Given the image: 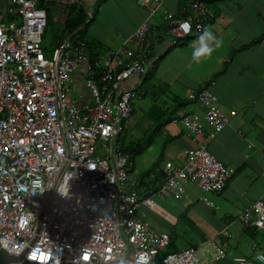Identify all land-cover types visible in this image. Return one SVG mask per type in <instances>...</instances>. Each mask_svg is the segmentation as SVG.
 <instances>
[{"label":"built area","instance_id":"2783aa9c","mask_svg":"<svg viewBox=\"0 0 264 264\" xmlns=\"http://www.w3.org/2000/svg\"><path fill=\"white\" fill-rule=\"evenodd\" d=\"M81 2L0 0V247L24 253L37 264H153L170 237L136 216L139 206H155L150 197L137 194L134 180L128 178L130 157L118 139L122 125L133 116L136 95L122 84L131 76L143 77L159 52H151V26L143 21L132 34L133 57L110 52L103 62H90L84 42L65 38L46 58L42 38L47 8L57 4L67 12ZM163 18L168 21L163 35L168 46L199 33L206 21L198 0L189 3L185 18L170 13ZM83 62L90 100L77 106L66 98V83ZM190 97L204 116L185 115L181 125L191 135L208 127V138H215L229 117L209 89ZM183 155L180 165L164 163L157 195L180 199L187 184L201 193L219 194L234 174L204 143L184 149ZM35 180L43 181L45 191L32 195L39 190L33 188ZM57 189H69L68 195ZM238 220L244 229L264 233V198L244 208ZM207 244L214 249L211 260L225 255L213 241ZM253 259L264 264L260 251ZM233 260L250 264L241 256ZM198 262L197 248L185 247L161 264Z\"/></svg>","mask_w":264,"mask_h":264},{"label":"crops","instance_id":"0c3cea01","mask_svg":"<svg viewBox=\"0 0 264 264\" xmlns=\"http://www.w3.org/2000/svg\"><path fill=\"white\" fill-rule=\"evenodd\" d=\"M191 1L82 0L83 6L71 18L70 11L64 12L60 5L52 4L49 8L66 32L57 39L54 49L65 38L82 41L73 39L72 34L79 31L87 17V23L94 21L98 30L91 33L90 42L82 41L88 45L86 60L103 62L110 52L133 57L136 45L132 34L143 21L149 23L147 39L155 42L151 52H159L157 59L143 77L131 76L122 87L135 92L146 93L149 89L151 93L158 90L161 94H169L165 97L164 109H149L155 121H162L158 127L167 137L158 171L164 172L167 161L180 165L184 149L197 143L206 144L213 157L235 171L219 194L201 193L195 186L199 191L196 192L194 185L187 184L186 196L176 198L180 205L172 206L154 191L155 174L151 169L154 162L147 170L152 171L150 179H145V175L142 181V177L130 178L134 180L137 194L150 197L155 206H139L136 216L148 225L147 218L152 219L155 225L149 226L156 232L188 238L197 235L199 238L194 241L200 250L210 248L207 243L213 241L225 251V255L216 260H207L201 253L198 264H238L233 260L238 256L247 258L250 264H262L253 259V254L260 251L264 255V233L244 229L238 215L264 198V0H198L206 17L202 31L211 27L223 37L224 44L210 59L189 67L193 42L202 31L175 46H168L163 38L168 21L163 17L170 13L174 18H185ZM77 20L81 22L77 27L69 25ZM150 56L148 52L147 57ZM84 79L83 62L66 83V98L77 106L90 100ZM203 89L213 93L215 104L229 117L227 125L213 139L207 136L208 127L200 134L191 135L180 123L185 115L202 119L204 110L190 95L196 96ZM163 180L164 177L156 185L160 186ZM153 197H158V201L154 202ZM157 203L164 205V209ZM165 215H169V219H165ZM202 258L204 260H200Z\"/></svg>","mask_w":264,"mask_h":264},{"label":"rangeland","instance_id":"374dc122","mask_svg":"<svg viewBox=\"0 0 264 264\" xmlns=\"http://www.w3.org/2000/svg\"><path fill=\"white\" fill-rule=\"evenodd\" d=\"M113 1V0H111ZM104 4V3H103ZM80 6L83 4H77L70 11V18L73 17V14L77 13ZM207 6V5H206ZM212 7V6H211ZM92 10V9H90ZM94 11V10H93ZM88 22L87 17L84 19L83 24L85 25ZM82 26L79 31L74 32L72 34L73 39H78L88 42L91 41L92 35L91 33L94 30H98L96 23L92 21L91 23H87L85 26ZM63 24L57 21V17L53 12V9L47 8V26L45 28V32L42 38V48L44 50V54L46 58H50L51 52L55 47V42L61 36H65L66 32L64 31ZM101 34V32L99 33ZM184 40V38L182 39ZM181 40V41H182ZM93 49V46H92ZM88 49L84 52V56H87ZM95 59H92L90 62H93ZM99 61V60H98ZM138 91V90H137ZM136 95L132 99L133 106V116L131 120L128 121L127 125H122V135L118 139V143L121 146L123 152L129 155L131 167L128 170V178H140L145 175V172L149 170L154 162H162L161 157L162 149L165 140L167 137L164 134H161L164 131L158 127V124L162 121H155L151 116L149 109L154 108H163L164 102L166 101L165 97H169V94H161L158 90L151 93L148 89L146 93H142L140 91L135 92ZM168 100V99H167ZM167 119V118H166ZM165 119V120H166ZM165 123H163L164 125ZM138 146L137 150H133ZM184 157V156H183ZM152 175V174H150ZM149 175V176H150ZM150 177H145V179ZM194 187V188H193ZM193 190L199 192L195 186H193ZM211 194H207L210 196ZM160 196V195H159ZM158 196V197H159ZM158 197H153L154 202H157ZM166 201L172 205L177 206L180 205V201L176 200V198L171 195L164 196ZM161 198H163L161 196ZM159 207L163 208L164 205L161 203H157ZM164 209V208H163ZM166 211V210H164ZM171 213V212H170ZM172 214V213H171ZM160 218V217H159ZM147 222L150 226H154L155 223L152 219L147 218ZM188 238L185 236L184 238L178 237L176 240L177 247L179 251L185 248L184 240ZM197 253L201 258V253H204V256L207 260H210L212 255L214 254V249H199L197 248ZM200 260H204L203 258Z\"/></svg>","mask_w":264,"mask_h":264},{"label":"clouds","instance_id":"9594fccd","mask_svg":"<svg viewBox=\"0 0 264 264\" xmlns=\"http://www.w3.org/2000/svg\"><path fill=\"white\" fill-rule=\"evenodd\" d=\"M187 31L191 30V26L189 23L184 25ZM224 44L223 37L218 36L211 27L205 28L201 35H199L196 41L193 42V46L191 49V57L188 66L191 67L192 64H199L204 60L210 59L212 55L219 50ZM35 190L32 192V195L37 193H43L45 190L42 188L43 181L42 180H35L32 182ZM57 191L62 196H67V193H61L58 189Z\"/></svg>","mask_w":264,"mask_h":264},{"label":"trees","instance_id":"16d2710c","mask_svg":"<svg viewBox=\"0 0 264 264\" xmlns=\"http://www.w3.org/2000/svg\"><path fill=\"white\" fill-rule=\"evenodd\" d=\"M203 8V7H202ZM72 9V8H71ZM79 24H81V22H79L78 20L76 21V22H73L72 24H69V25H72V26H74V28L75 27H77ZM202 31V30H201ZM200 31V32H201ZM175 46V45H174ZM86 47H87V49H88V45L86 44ZM92 47V45H90V47L89 48H91ZM90 61H91V59H90ZM137 148H138V146H136V148L135 149H133V150H137ZM159 163H156L151 169H152V171H153V174H155V175H153V178H154V180H152V181H155V183L153 184V187H154V191L155 190H157V188L159 187V185L157 186L156 184L159 182V181H162V179H163V175H164V172L162 173V172H160V171H158L159 170ZM151 170L150 171H147L146 173H145V177L146 176H148V175H150V174H152V173H150V172H152ZM144 179V176H142V178H141V181ZM160 184V183H159ZM195 228V227H194ZM169 237H170V240H169V243H168V245L158 254V256H157V258L154 260V262H153V264H161L162 263V261L168 256V255H170V254H174V253H176V252H178L179 251V249H178V247H177V244H176V240H177V238L178 237H183V235H176L175 233H173V234H171V235H169ZM184 238V237H183ZM194 238H195V240H197V238H199V237H197V235H192V237L190 238H186L185 240H184V243H185V246L186 247H191V248H197V243L194 241ZM184 246V247H185Z\"/></svg>","mask_w":264,"mask_h":264},{"label":"water","instance_id":"95a60500","mask_svg":"<svg viewBox=\"0 0 264 264\" xmlns=\"http://www.w3.org/2000/svg\"><path fill=\"white\" fill-rule=\"evenodd\" d=\"M0 264H37V263L25 259L24 253L20 255H15L7 252L5 249L0 247ZM59 264H73V263L60 260Z\"/></svg>","mask_w":264,"mask_h":264}]
</instances>
